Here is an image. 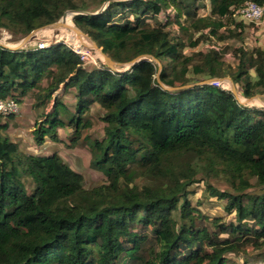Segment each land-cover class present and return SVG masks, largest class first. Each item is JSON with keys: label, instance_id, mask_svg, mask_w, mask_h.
<instances>
[{"label": "trees", "instance_id": "16d2710c", "mask_svg": "<svg viewBox=\"0 0 264 264\" xmlns=\"http://www.w3.org/2000/svg\"><path fill=\"white\" fill-rule=\"evenodd\" d=\"M108 1L98 14H78L77 27L115 62L151 55L162 70L151 59L122 72L107 66L87 68L63 42L44 49L0 46V99L22 101L45 78L49 95L62 84L75 95V112L56 97L53 112L33 132L38 146L48 138L64 143L57 130L69 126L73 132L68 147H76L83 131L93 126L90 109L97 104L104 111V137L91 142L90 149L92 166L108 180L87 189L83 174L58 152L24 154L6 134L10 123H2L0 116V264H238L228 255L264 246V109L241 104L222 85L198 81L170 91L157 77L166 87H180L193 85L191 68L196 76H230L240 95L250 98L264 86V50L240 48L235 70L227 68L215 48L200 54L202 64L191 66L194 55L185 56L183 44L173 42L167 31L170 19L148 24L146 18L169 11L182 29L208 31L210 39L232 27L244 4L264 5V0H209L207 16H199V0H100ZM79 9L77 0H0V28L27 36ZM242 27L236 24L234 29ZM198 43L190 42L192 47ZM60 106L71 112L69 123ZM187 154L199 158L207 179L223 175L232 186L234 192L207 184L210 195L227 200L225 210L236 215L237 224L214 222L229 238L196 229L188 221L192 200L187 187L197 181V172L163 164ZM139 172L154 178L170 174L173 184L130 187ZM23 177L35 184L33 193ZM256 188L261 192L251 191Z\"/></svg>", "mask_w": 264, "mask_h": 264}, {"label": "rangeland", "instance_id": "374dc122", "mask_svg": "<svg viewBox=\"0 0 264 264\" xmlns=\"http://www.w3.org/2000/svg\"><path fill=\"white\" fill-rule=\"evenodd\" d=\"M112 1H130V0H112ZM77 3L80 5L78 11L68 10L66 12H72L73 20L75 24V17L78 14H96L101 11L108 5V2L101 4L100 0H77ZM198 6L201 8L199 11V16H207L210 13V1L209 0H199ZM169 16V18H167ZM63 16L60 18L62 20ZM131 19H133L131 17ZM148 24H167V20L170 19L171 24L168 25L167 31L171 33V38L173 42H181L183 44V53L185 56H193L194 62L191 66L195 64H202L203 58L200 55L201 53L207 54L212 49H217L220 52L222 60L225 62L227 68L233 69L237 66L239 62L240 48L244 47L247 51L254 50H264V32L261 31L264 29V18L257 23L243 22L239 18H233L235 21L231 23L232 27L229 29H222L220 36L210 38L205 35V33L194 34L188 32L181 28L177 23H174L175 17L170 14L169 11L161 12L156 17H147ZM59 20V21H60ZM116 20H118L116 18ZM58 22V21H57ZM183 26L187 27L189 22L183 20ZM56 23V22H55ZM54 24V23H53ZM53 24L44 26L43 30L37 33L36 40L28 48H35L36 43L46 42L49 44L63 42L67 44L70 48L77 51L81 58H85L84 65L87 68H101L102 66H107L108 62L106 58L100 54L95 48H93L88 42L82 39V46L80 50H76V46L72 42H68L66 38H56L54 34L45 32L49 27H52ZM238 24H243L245 28L234 29V26ZM230 26V25H229ZM228 26V27H229ZM242 31V33H241ZM69 32L76 38L79 39V35L72 28L69 29ZM25 35L14 34L11 31L0 28V41L4 44L15 46L19 44ZM66 39V40H65ZM199 40V43L196 47H192L190 42ZM72 43V44H71ZM156 64L160 66L161 63L156 61ZM165 66L168 68V71H171L170 61L164 62ZM117 69L125 71L126 65L117 66ZM252 75V80L256 81L258 76L254 69H250ZM159 80V75H158ZM191 84L196 82H204L211 78H208L206 75H194L192 72L189 74ZM224 78H231L230 76ZM232 79V78H231ZM233 81V80H232ZM48 79L45 78L42 80L40 86L34 90L29 91L23 101L21 102V111L17 115H11L8 117H1V121L10 123V128L6 131V134L14 141L19 142L20 149L24 154H51L53 151L58 152L61 157L67 162L70 167L77 172L83 174L84 176V185L87 189H92L97 186L107 185V177L98 169L92 166V154L90 149V144L94 140H100L104 137V127L105 123L102 121L101 117L104 111H102L99 106L98 108L92 107L90 109V116L93 120V126L90 129L83 131V137L88 136V139H82L79 141L76 147L69 148L73 129L69 126L63 128H58L57 131L60 132L62 138H64V143L53 142L50 138L46 140V146H38L33 139V132L37 128L39 121L43 119V115L47 112H52L54 107H56V97L60 101H65V104L73 108L75 105V99L72 94L68 91H63L65 84H62L61 88L51 95H49L47 86ZM234 82V81H233ZM235 84V83H234ZM225 88L231 90V82H226L221 84ZM238 90V94L241 99H249L243 97L239 93V86L235 84ZM243 86V83L240 85ZM241 91V89H240ZM258 94L261 97H264V86L257 89ZM242 92V91H241ZM250 107H257L264 109V100L255 99L249 104ZM59 113L63 119L67 120L69 123L72 114L69 110H66L64 106L59 107ZM21 114V115H20ZM20 115L19 118L16 117ZM37 123V124H36ZM165 168H173L175 171H180L187 167H192L196 170L197 181L191 186L187 187V193L189 198L192 200L191 207L192 213L188 218V221L192 223L193 221L196 229L206 228L213 235H218L222 239L229 238L227 234L219 233V229L215 226L214 222L216 219L220 220V224H237V219L235 213H228L225 210V205L227 200H221L217 197L210 195L208 191L207 184L211 183L216 188L221 190H228L234 192L232 186L227 182L225 176L221 175L219 178H210L207 179L202 172L203 164L199 161V158L192 154H187L185 156L179 157L178 159H166L163 162ZM139 165H134V169H137ZM204 179V180H203ZM23 181L28 192L31 194L35 189V184L28 177H23ZM255 182V180H253ZM173 184V176L167 174L161 178L148 177L141 172L135 177L134 181L130 184V187H137L142 190L145 187L152 188H163L169 187ZM254 193H260L261 188H256L251 190ZM177 216V215H176ZM147 234L152 236L150 230L145 231ZM152 241V240H149ZM149 246H151L149 244ZM210 250V248H207ZM229 258L235 259L238 264H264V246L260 249H256L253 246H249L244 252L240 254H229Z\"/></svg>", "mask_w": 264, "mask_h": 264}, {"label": "water", "instance_id": "95a60500", "mask_svg": "<svg viewBox=\"0 0 264 264\" xmlns=\"http://www.w3.org/2000/svg\"><path fill=\"white\" fill-rule=\"evenodd\" d=\"M110 4V1H108V5L103 9V11L109 6ZM68 12H65L63 17H65V15L67 14ZM100 13V12H99ZM98 14V13H96ZM64 23L62 22V20L54 23L53 25L55 26H62ZM44 27H40L36 30H33L30 34H28L27 36H25L22 41L15 45V46H9L7 44H4L0 41V46H3V47H6L8 49H11V50H20V49H25V48H28L32 42L34 40H36V36H37V33L40 32L41 30H43ZM76 31L78 34H81V35H84L86 33H84L80 28L76 27ZM87 35V34H86ZM88 36V35H87ZM89 37V36H88ZM90 38V37H89ZM91 39V38H90ZM93 43H94V46L100 50L102 52V54L106 57V61L108 62V66L109 68L114 71V72H121L120 70L117 69V66H120V65H126V71L127 70H130L132 68H134L135 66L139 65L141 63L142 60H145V59H151V60H156L155 57L151 56V55H141L139 57H136L134 60H132L131 62L127 63V64H122V63H117L115 62L110 56H108L107 54L104 53L103 49L100 48L98 46V44L92 40ZM160 70H162V65L160 66ZM225 80H230V82L232 83V88H231V91L232 93L234 94V96L236 97V99L243 105H249L255 98H259L261 97L260 95H257V96H253V97H250L249 99H245V101H242L240 99V96L238 94V90H237V87L235 86L234 82L232 81L231 78H211L207 81H204V82H200L198 84H212V83H215V82H224ZM159 83L161 84V86H163L165 89L167 90H170V91H177V90H183L185 88H189V87H192L196 84H193V85H185V86H180V87H166L161 79L159 78ZM46 144H44L42 147H44Z\"/></svg>", "mask_w": 264, "mask_h": 264}, {"label": "built area", "instance_id": "2783aa9c", "mask_svg": "<svg viewBox=\"0 0 264 264\" xmlns=\"http://www.w3.org/2000/svg\"><path fill=\"white\" fill-rule=\"evenodd\" d=\"M236 16L241 17L245 22L257 23L264 18V5H259L255 2H247L236 11ZM49 45L44 41L36 43L35 47L38 49H44ZM75 51V50H74ZM78 53L77 51H75ZM79 54V53H78ZM80 55V54H79ZM81 56V55H80ZM85 63V58H81ZM217 85H221V82H215ZM21 111V102L16 98L0 99V116L8 117L11 115H17Z\"/></svg>", "mask_w": 264, "mask_h": 264}, {"label": "bare ground", "instance_id": "6f19581e", "mask_svg": "<svg viewBox=\"0 0 264 264\" xmlns=\"http://www.w3.org/2000/svg\"><path fill=\"white\" fill-rule=\"evenodd\" d=\"M73 20V14L72 12H68L65 17L62 18V22L64 23L62 26H55V25H52V27H49L45 32L47 33H52L54 34V36L56 38H66L68 40V42H72L75 44L76 46V50H80V48L82 46H85L84 44H82V39H84L86 42H88L93 48H95L97 51L100 52V54L102 56H104L102 54V52L100 50H98L95 46H94V43L92 41V39H90L86 34L84 35H81V34H78L79 36V39L74 37L70 32H69V29H73L76 31V26L74 25V23L72 22ZM77 32V31H76ZM65 39V40H66ZM71 43V44H72ZM10 46V45H9ZM80 47V48H78ZM105 57V56H104ZM106 58V57H105ZM230 82V80H225L223 83H226V82ZM232 84V83H231ZM260 98V97H259ZM241 99V98H240ZM242 100V99H241ZM242 101H245L244 99Z\"/></svg>", "mask_w": 264, "mask_h": 264}, {"label": "crops", "instance_id": "0c3cea01", "mask_svg": "<svg viewBox=\"0 0 264 264\" xmlns=\"http://www.w3.org/2000/svg\"><path fill=\"white\" fill-rule=\"evenodd\" d=\"M235 17H236V18H239L241 21H243V20L241 19V17H238V16H236V15H235ZM263 23H264V22H263ZM261 32L263 33V32H264V29H263ZM63 91H65V86H64ZM71 94H72V96H73L74 99H75V95H74V93L72 92ZM24 98H25V96L23 97L22 101L24 100ZM240 98H241V97H240ZM255 99H259L260 102H261V100H264V97L255 98ZM255 99H254V100H255ZM254 100H253V101H254ZM74 101H75V100H74ZM63 103L65 104V101H63ZM75 104H76V102H75ZM75 104H74V105H75ZM65 105H66V104H65ZM66 106H68V105H66ZM68 107L70 108V106H68ZM94 108H98V107H97V104H94ZM99 108H100V107H99ZM70 109H71L73 112H75V106H74L73 108H70ZM100 109H101V108H100ZM53 110H54V109H53ZM101 110H102V109H101ZM102 111H103V110H102ZM52 112H53V111H52ZM48 113H51V112H47L46 114H48ZM46 114H45V115H46ZM20 115H21V114H20ZM20 115H18V116L16 117V119L19 118ZM45 115L42 116L43 119L40 120L39 123L42 122L43 120H45V118H46ZM6 121H8V120H6ZM8 122H9V121H8ZM65 122H66V120H65ZM36 124H37V123H36ZM9 128H10V127H9ZM63 129H64V128H63ZM57 132H58L59 138L62 139L63 141H65L64 138L61 137L60 132H59V131H57ZM15 142H16V141H15ZM17 143H19V142H17ZM19 145H20V144H19ZM45 146H46V145H45ZM41 147H42V146H41ZM53 152H56V151H53Z\"/></svg>", "mask_w": 264, "mask_h": 264}]
</instances>
